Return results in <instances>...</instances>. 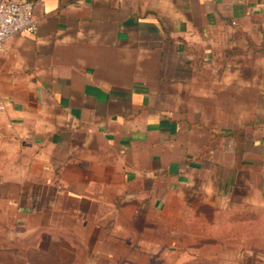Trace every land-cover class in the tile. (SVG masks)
<instances>
[{
	"label": "crops",
	"instance_id": "crops-1",
	"mask_svg": "<svg viewBox=\"0 0 264 264\" xmlns=\"http://www.w3.org/2000/svg\"><path fill=\"white\" fill-rule=\"evenodd\" d=\"M28 1L38 32L0 53V218L27 232L14 240L106 244L162 214L222 246L264 225V0Z\"/></svg>",
	"mask_w": 264,
	"mask_h": 264
},
{
	"label": "rangeland",
	"instance_id": "rangeland-1",
	"mask_svg": "<svg viewBox=\"0 0 264 264\" xmlns=\"http://www.w3.org/2000/svg\"><path fill=\"white\" fill-rule=\"evenodd\" d=\"M135 207L133 204L123 206L122 213L126 217L117 220L129 226L128 215ZM1 212L9 213L0 204ZM64 220L58 219L60 224H64ZM236 222L240 220L236 219ZM108 224L112 225L111 222ZM139 228L142 231L138 237L128 239L131 234L126 233L119 237L120 241L110 239L106 244L102 241L103 234L79 238L76 235L73 238L41 234L14 240L15 234L24 236L27 232L19 231L11 217L0 218V264H85L87 256L92 262L103 264H258V259L264 261V225L261 223L251 224L248 233H245V227L236 225L238 234H226V241H229L222 246L219 241H206L201 225L192 227L177 216L155 214L150 218H139ZM76 239L81 243L88 241V253L76 247ZM245 245L250 250H245ZM97 251H100L98 256Z\"/></svg>",
	"mask_w": 264,
	"mask_h": 264
},
{
	"label": "built area",
	"instance_id": "built-area-1",
	"mask_svg": "<svg viewBox=\"0 0 264 264\" xmlns=\"http://www.w3.org/2000/svg\"><path fill=\"white\" fill-rule=\"evenodd\" d=\"M34 4L28 0L0 1V53L12 37L21 33L36 34ZM0 108H3L0 105Z\"/></svg>",
	"mask_w": 264,
	"mask_h": 264
}]
</instances>
